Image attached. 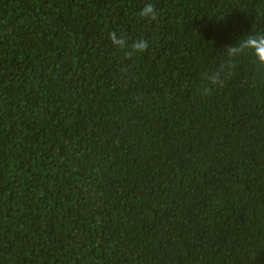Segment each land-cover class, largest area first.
Here are the masks:
<instances>
[{
	"label": "trees",
	"instance_id": "trees-1",
	"mask_svg": "<svg viewBox=\"0 0 264 264\" xmlns=\"http://www.w3.org/2000/svg\"><path fill=\"white\" fill-rule=\"evenodd\" d=\"M148 2L0 0V264H264V0Z\"/></svg>",
	"mask_w": 264,
	"mask_h": 264
},
{
	"label": "clouds",
	"instance_id": "clouds-1",
	"mask_svg": "<svg viewBox=\"0 0 264 264\" xmlns=\"http://www.w3.org/2000/svg\"><path fill=\"white\" fill-rule=\"evenodd\" d=\"M140 16L148 20H156L157 12L154 5L150 2L146 3L140 10ZM256 34L252 35L251 32L245 36L237 45L230 48V54L242 52L243 55L249 57L254 65L260 69H264V31L253 30ZM114 45H118L120 49H123L126 57H131L137 52L146 51L148 48V41L138 39L133 42L130 49L125 47L126 41L123 37L117 39L116 33L109 34ZM236 64L233 60L228 65V71L221 76L223 68H219L214 72H205L203 74L204 85L201 88L202 94H208L214 88H222L225 86L227 80L231 77L235 70Z\"/></svg>",
	"mask_w": 264,
	"mask_h": 264
}]
</instances>
